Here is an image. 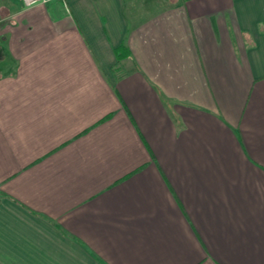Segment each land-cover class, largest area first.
<instances>
[{"label": "crops", "instance_id": "obj_1", "mask_svg": "<svg viewBox=\"0 0 264 264\" xmlns=\"http://www.w3.org/2000/svg\"><path fill=\"white\" fill-rule=\"evenodd\" d=\"M0 0V264H264V0Z\"/></svg>", "mask_w": 264, "mask_h": 264}, {"label": "built area", "instance_id": "obj_2", "mask_svg": "<svg viewBox=\"0 0 264 264\" xmlns=\"http://www.w3.org/2000/svg\"><path fill=\"white\" fill-rule=\"evenodd\" d=\"M23 10H29L31 8L47 5L51 2H59L63 7H66L65 0H20Z\"/></svg>", "mask_w": 264, "mask_h": 264}]
</instances>
